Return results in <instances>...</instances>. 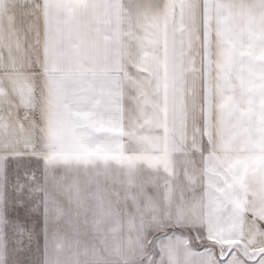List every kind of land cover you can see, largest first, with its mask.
I'll return each instance as SVG.
<instances>
[{"label": "snow or ice", "instance_id": "obj_1", "mask_svg": "<svg viewBox=\"0 0 264 264\" xmlns=\"http://www.w3.org/2000/svg\"><path fill=\"white\" fill-rule=\"evenodd\" d=\"M0 264H264V0H0Z\"/></svg>", "mask_w": 264, "mask_h": 264}]
</instances>
